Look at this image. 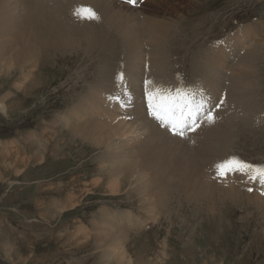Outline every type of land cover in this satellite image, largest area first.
<instances>
[{
	"label": "rangeland",
	"instance_id": "rangeland-1",
	"mask_svg": "<svg viewBox=\"0 0 264 264\" xmlns=\"http://www.w3.org/2000/svg\"><path fill=\"white\" fill-rule=\"evenodd\" d=\"M33 1L35 0H20L18 12L29 10ZM80 1L82 0H78V2ZM86 1L84 0L86 6L88 2V7L91 5L97 16L102 21L108 22L107 27L111 28L109 23L112 21L111 16L113 15L116 22L124 21L135 28L138 34L137 42L140 48L141 45H143V49L145 48L144 50L140 49V51L143 50V54H147V56L143 55L140 63L139 61L131 62L127 55L121 57L115 55L113 57L114 63L118 62L121 66L116 65V75L118 76V72L123 73V80L117 77L115 83L112 81L104 82L103 89H101L107 92L106 97L109 98L106 100L110 102L109 107L105 108H108V111L114 110L117 114L112 117V114L108 115L106 112L105 116L101 118L102 121L111 119L113 122L118 120L129 122L132 121L138 109L141 113L140 117L149 118V120L146 119L149 125L159 128L160 131L163 129L159 133L160 138L168 139V141L171 138L178 139L184 144L186 143L188 148L187 142L193 143L197 137V140L201 139L200 130L204 127L207 119L201 116L203 124L201 123L195 132L185 130L184 136L174 135L169 128L162 126L147 112L148 102L146 103L144 79L147 78L146 81L153 80L152 85H148V90H151L152 86L158 87L160 84V87L173 90L177 87L190 89L196 93L197 100L201 98L207 100L204 107L214 114L223 105L221 99L233 89L232 80H230L233 73L231 71L240 72L241 69L237 67L239 65L237 63L243 62L244 58L247 60L246 54L243 53L248 54L254 48H258V59L256 58L255 65H259H256L257 67L253 65L257 71L255 75L250 76L251 79L253 78L252 80L250 77H246L245 89L248 87L252 90V86H258L259 94L262 93L260 105L264 109V0H138L135 6L129 4L127 0ZM102 1L107 4V9L105 5H101ZM61 2L65 3L66 1ZM50 12L53 14V9H50ZM39 18L41 20L40 16ZM71 19L73 22H83V26L84 21H90L95 27H98L96 23L98 19L88 20L77 17ZM155 20L160 21V23L163 22L164 27L161 28L166 29H164L165 32L167 31L165 35L163 31V35L157 31V36L152 30L147 32V26H150L149 23ZM81 22H79V26ZM166 26H169L168 29ZM188 31L190 34H196L190 35ZM159 35H161L160 38ZM180 36H183L182 39ZM78 37L80 36L78 35ZM147 39L148 41H146ZM160 39L163 40L161 43H164L166 50L158 46V44L161 45L158 43ZM175 42L176 45L171 46ZM145 43L149 45L148 49ZM154 43L155 45L158 44L155 46ZM154 46L159 47L157 52ZM176 49L178 52L175 51ZM148 51L152 53V56ZM164 53L167 54V58ZM197 53L200 57L197 56ZM241 54L244 56L241 57ZM75 55L77 56L78 53L57 56L58 59H52V62L46 58L42 59L39 67L32 70L33 75L35 72L41 74L38 84L26 91L14 86L20 84L22 79L19 78L20 70L16 66L12 65L7 70L3 69L0 72V99L4 98L3 101L6 103L16 102L14 109L7 114L0 112V147L4 145V148L26 145L25 156L28 158L26 162H16L14 157L9 156L8 158L12 161L6 159L5 161L9 163L7 164L0 151V264H101L100 251L93 249V240L94 238H104L103 242H106L112 237L118 238L117 241L120 242L125 241L123 250L129 252L130 264H264V187L261 188L258 182L249 181L245 175L239 172L230 173V176H222L224 180L222 177H217V173L214 174L215 169L212 171L213 174L210 172L216 181L213 182L215 184L214 192L216 194L221 192L215 198L213 197L214 199L210 201V204L204 200L201 202L197 200L195 203L191 197L193 195L192 189L189 190V188L185 189L184 187L178 191H169L165 205L159 206V209L153 208L151 204L147 203L150 199L148 196L146 197V199L149 198L146 200L147 202L145 201L146 204L141 205L142 196L132 194L130 189L127 190L130 192V196L126 194V189L119 192L120 194L109 195L110 191L107 190L106 185H108L110 178L104 172L106 166L108 167L109 160L106 158L110 152L106 153L107 149L103 145L95 146L92 142L69 136L67 129L58 123L59 117L69 110L73 103L78 100L80 94L85 93L78 89V85H83V82H77L80 68H73L76 66L74 63ZM148 55L154 60H148L150 59ZM103 56V54L97 55L93 63L97 64L99 58ZM124 58L128 62L124 63ZM196 58L197 60H195ZM193 59L194 61H192ZM165 60L166 64L160 65ZM176 60H178L177 63H175ZM202 60L205 62L203 63ZM81 61H84L85 64L88 63L85 55L82 56ZM123 63H127L126 66ZM194 63L196 66L190 67ZM170 64L173 67H171L172 65L168 66ZM199 64L204 65L202 67ZM143 66L148 68L145 69ZM247 66L248 64L245 63L243 67ZM117 67L121 68L123 72ZM155 67L158 68V71H155L161 73L159 77V73L153 75L156 73L153 72ZM168 67L174 72L169 73ZM31 68L27 67L25 71ZM193 68L194 71H192ZM224 72L227 74L229 72V77ZM161 79L165 80L162 82ZM26 83L27 81L24 85ZM106 86L109 89H106ZM104 87L106 88L104 89ZM243 101L248 104L246 105L247 109L252 111L249 99L247 97L246 99L242 98L239 102L242 104ZM75 106L70 111V115L75 116L79 111L81 113L84 111V107ZM263 113L261 114L263 120L261 123H257V131H251L252 135H240L233 140L234 143L231 141L230 150L227 151L230 156L239 157L250 164L264 165ZM98 116L99 114L93 115L94 120L95 117L99 118ZM150 118L155 122L152 123ZM29 132H35V136L39 138L47 137V150L41 161L31 157L32 150L27 146L29 140L26 143L21 139V137H27L26 134ZM190 133H192V137ZM244 143L246 144L244 145ZM192 145L188 150L194 153ZM227 156L226 158L230 157ZM138 161L141 163V159ZM217 179L223 181L221 186H219ZM225 180L227 184H225ZM232 180L233 183L230 185ZM173 181L175 186L178 185L176 183L178 179L174 178ZM255 183L259 185L257 186ZM204 186L205 188H203ZM203 187L200 188L202 190L208 188L206 185ZM208 189L210 190V186ZM72 196L76 198L79 204L62 212L61 216H52L51 212L54 205L64 202L67 204ZM236 196L239 198H234ZM157 197H159V193L154 198ZM189 197H191L190 202L188 201ZM211 202L215 203L212 204ZM126 210L133 212L141 220L145 219L144 222L138 223V220H134L133 225L127 224L125 226L122 224L114 230L112 229L113 225L109 227L112 220L108 215L110 213L118 215L115 213ZM149 210L151 211L149 212ZM103 215L106 216H104L105 221H102ZM81 227L85 228V231H81ZM110 228L109 233L107 231ZM109 243L112 242L109 241ZM5 244L9 247L13 246L16 252L22 254L24 261H16L17 258L13 257L15 253L11 256L7 255L3 250L4 247L6 248ZM113 258L107 260L108 262L111 261L109 264H115Z\"/></svg>",
	"mask_w": 264,
	"mask_h": 264
},
{
	"label": "bare ground",
	"instance_id": "bare-ground-1",
	"mask_svg": "<svg viewBox=\"0 0 264 264\" xmlns=\"http://www.w3.org/2000/svg\"><path fill=\"white\" fill-rule=\"evenodd\" d=\"M61 1H66V2L62 3ZM90 1H92V0H90ZM19 4H20V0H0V72L3 69L7 70L12 65L16 66L20 70L19 78L21 77L22 79L20 80V84L14 85V86L17 89L26 91L30 88L35 87L38 84V80H39L41 74H36V72H35V75H33L32 70L35 68L37 69L39 67V63L42 59L46 58L49 61L51 60V62H52V59L54 60L55 58H57V56L61 57V56L67 55L69 53L70 54H74L75 52L78 53L77 56L75 55L76 59H75L74 63L76 64V66H74L73 68L74 69H76L77 67L80 68L79 75L77 76V80H78L77 82L82 81L83 85H78V89L81 92L84 91L85 93L80 94L78 100L73 103V105L69 108V110L65 114L63 113L64 115L59 117L60 121H58V123L62 125L61 127L67 129L69 136L79 137L81 140H85V141H89V142L94 143L95 146L96 145L97 146L103 145L107 149L106 153L110 152L106 158L109 160L108 167L106 166V171L104 172L105 175L110 178L108 185H106L108 188L107 190L110 191L109 195L118 194L123 189H126V194H129L131 192L132 194L138 195L139 197L142 196V202H141L142 204L141 205H144L145 201L149 199V198L146 199L147 196L150 197L149 202H147V201L146 202L148 204H151V206L153 208L157 209L159 206L163 207L165 205V201L167 199L166 197L169 194V191L170 192H171V190H177L178 191V190H181L182 187H184L185 189L186 188H189V190H190V188L192 189L193 195L191 197H192V201H195V203L197 202V200H199L200 202L204 200L206 203L210 204V201H212L215 198V196L217 194H219V192H220L219 191L217 194L214 192L215 191L214 190L215 184L213 182H216V181L213 178L214 176L213 175L211 176L210 172H212L213 169H215V171H214L215 173L212 172V174L213 173L216 174L217 171H216L215 165L218 162H221L224 159H226L227 155L230 156L229 155L230 153L228 154L227 151L229 152V150H230L231 141L237 139L240 135H242V136L243 135H252L251 131H254V130L257 131L258 130L257 123L258 122L261 123V121L263 120V117H262L263 115H261V114L263 113L264 109L260 105V95L262 93L259 94L258 88H257L258 86L257 87L252 86V90L248 89V87L245 89V84H247L246 83V77H250L252 74L255 75L256 71H257V69L255 70L253 68V65H255V63H256L255 60L258 56V48H254L253 51L250 50V52L248 54L243 53L244 55L246 54V57L248 59L246 60V58H244L243 62L237 63V64H239L237 67L239 69H241L240 72L237 71L238 72L237 73V72H235V70L231 71L233 73L231 74L232 79H230V80H232L231 84H232L233 89H231L230 92H228L227 95L224 96L223 99H221L222 104H223L222 107L213 114L215 117V121L213 123H209L205 119L206 120L205 125H204V127L201 126L202 130H200V134H201L200 138L201 139L197 140L198 139V137H197V139H195L196 141L193 139V141H195V142L192 141L193 143L187 142L185 140L188 143L189 147L193 144L192 145V149L194 148L193 149L194 153H193V152H190L188 150L189 147L188 148L186 147V145H185L186 143L184 144L183 142H181L178 139H174V138L172 139L171 138L168 141V139L165 140L163 138H160L159 133L163 129L160 131L159 128H156L153 125L152 126L149 125L148 121H147V120H149V118H146V117L144 118V116L140 117L141 113L138 111V109L136 110V113L134 114V118L132 119V121H129V122H124L122 120H118L116 122H113V120H111V119H109V120L106 119L105 121H102L103 119L101 120L102 116H105L106 112H108V115L112 114V117H113V115L117 114V113H115L114 110L108 111V108H105V107H109L108 104H110V102L108 100H106L109 98V97H106V95H108L107 92L102 91L104 82L112 81L113 83H115L117 80V77H118L116 75V72H117L116 71V65L118 64V62H116V64H115L113 57L115 55H119V57L127 55L128 57H130L129 60L131 62L139 61V63H140V60L142 59V57L144 55L143 50L145 48L143 49V45H141V48H140L139 43L137 42L138 34H137L135 28H133L130 24H128L124 21L116 22L113 15L111 16L112 21H110V23H109L111 25V28L107 27L108 26L107 21L106 22L102 21L100 18L98 19V21L96 20L98 27H95L90 21H87V22L84 21V26H83V22L79 21V22H81L80 23L81 25L79 26V22L78 23L73 22V20L71 18L77 17L76 15H74V11L79 6L85 4L84 0H82L80 2H78V0H35V1L31 2L32 6H30L29 10L21 12V9H20L21 13L18 12V7H20ZM101 5H105L106 9H107V4L104 1L101 2ZM85 6H86V4H85ZM88 6L89 5L87 2V7ZM21 7H22V5H21ZM90 7H91V5H90ZM50 9H53V14H51ZM34 16H35V18H34ZM39 16L41 17V20H40ZM36 18H37V20H36ZM137 20H140V19H137ZM191 21H193V20H191ZM189 22H190V20H189ZM96 23H95V25H96ZM169 23L171 24V22H169ZM199 23H201V22H199ZM139 25H140V23H139ZM149 25L150 26H147L148 27L147 32H149V31L151 32V30H152L155 32V36H157L156 35L157 31H159V33H161V35H163V34L165 35V33H167V31L165 32V30H166L165 28H164L165 30L163 28H161V27H164L163 22L160 23V21L155 20V21L150 22ZM166 27L168 29L169 26H166ZM170 28H171V26H170ZM173 29L175 30L174 27H173ZM162 31L164 32L163 34H162ZM73 32H75V33H73ZM188 32L190 34V31H188ZM76 33L80 37H78V35ZM145 33H146V31H145ZM146 34L148 35V33H146ZM146 34H144V35L146 36ZM181 34H183V33H181ZM191 34H196V33H191ZM161 35H159V38ZM182 37H181V39H182ZM164 38H166V37H164ZM171 38H172V36H171ZM149 40H150V37H149ZM155 40H157V38H155ZM146 41H148V39ZM162 41L163 40L160 39V42H158V43H161ZM170 41H172V40H170ZM175 41H176V39H175ZM152 42H154V41H152ZM177 42H178V40H177ZM149 43H150V41H149ZM155 43H156V41H155ZM155 43H154V45H155ZM141 44H142V42H141ZM169 44H170V42H169ZM172 45H176V42H175V44H171V46ZM148 46L149 45H147V49H148ZM158 46L160 48L163 47L166 50V48H165L166 46L164 47V43H161V45L158 44ZM144 47H146V46H144ZM159 47H157V48L155 47L156 52L159 50ZM140 49H143V50L140 51ZM149 49H150V47H149ZM171 49H172V47H171ZM199 49L201 50L200 47H199ZM175 51H177V49ZM170 52H171V50H170ZM170 52L168 51V53H170ZM82 53H83V55H85V57L88 60V63H86V64L84 61H81L83 55H80V54H82ZM198 53H197V56H198ZM99 54H101V55L103 54L104 56L102 58H99V61L97 64H94L93 61L95 60V57ZM151 54L152 53H150V55ZM157 54L159 55V53H157ZM202 54L203 53H201V55ZM243 54H241V57L244 56ZM145 55L147 56V54H145ZM150 55H148V56H150ZM166 55L167 54H165V57H166ZM175 55H173V56H175ZM151 56H150V59H148V60H154V58H152ZM175 57L174 58L172 57V58L175 59ZM198 57H200V56H198ZM195 60H197V58ZM116 61H117V59H116ZM126 61H127V59L123 60L124 63ZM167 61H169V60H167ZM177 61L178 60H176L175 63H177ZM192 61H194V59ZM82 62H84L83 65H82ZM160 62H162V61H160ZM204 62H205V60L203 61V63ZM196 63H197V61H196ZM196 63H194L190 67H192V66L195 67ZM245 63L248 64V66L244 68L243 66L245 65ZM126 64H124V66H126ZM164 64H166V60L164 63H162V64L160 63V65H164ZM171 65L172 64H170L168 66H171ZM199 65H201V64H199ZM203 65L204 64H202L201 66L203 67ZM241 65H242V67H241ZM256 65H259V64H256ZM147 66H143V67H145V69H146ZM221 66H222V63H221ZM228 66H230V65H228ZM27 67H32V68L28 71H25V69ZM160 67H163V66H160ZM166 67H163V68H166ZM171 67H173V65ZM117 68H119V67H117ZM158 68L153 69L154 70L153 72H156L155 70L158 71ZM176 68H177V66H176ZM212 68H213V66H212ZM119 69H120V71L122 70L121 68H119ZM124 69H126V68H124ZM150 69H152V68H150ZM170 69L171 68L168 69L169 73L172 71ZM138 70H139V67H138ZM176 70H178V69H176ZM195 70L198 71L197 69H195ZM141 71H143V70H141ZM192 71H194V68ZM94 72H95V75L93 76ZM122 72H123V70H122ZM172 72H174V71H172ZM201 72H203V70ZM120 73L121 72H118V74H120ZM158 73L156 72L153 75L154 76H155V74L158 75ZM147 74H148V72H147ZM160 74L161 73H159L158 77L160 76ZM165 74H167V73H165ZM225 74L229 77V75H228L229 72H228V74L227 73H225ZM143 75H145V74H143ZM196 75H197V73H196ZM164 76H166V75H164ZM193 76H195V75H193ZM251 77H250V79H251ZM146 79H144V81H146ZM150 79H151V77H150ZM198 79H201V78H198ZM155 80H156V78H155ZM164 80H162V82ZM26 81H27L26 84H28L27 86H26V84L24 85V83ZM152 81L153 80H151V82ZM166 81H168V80H166ZM220 81H222V80L220 79ZM249 82H250V80H249ZM18 83H19V81H18ZM165 83H167V82H165ZM15 84H17V83H15ZM171 84H172V82H171ZM160 85H158V87H160ZM74 86H76V85H74ZM106 87H104V89L105 88L109 89L108 86H106ZM168 87H169V85H168ZM152 88H153V86H152ZM218 89H219V87H218ZM109 94H112V93H109ZM246 97H247V99H249V101L251 103L252 111H249V109H247L246 105H248V104L245 103L247 100L246 101L244 100L245 102L243 101L244 103L242 102V104L239 102L242 98L246 99ZM3 99L4 98H2V100L0 99L1 100L0 101V112L7 114L9 111L14 109L16 102L6 103L5 101H3ZM116 103L119 104L118 102H116ZM146 103H147V100H146ZM75 105H77V107H82V108L84 107V111L82 113H81V111H79L78 113H76L75 116H73V115H70L71 114L70 111L74 107H76ZM143 106H142V108H143ZM82 108H80V109H82ZM132 109H134V108H132ZM139 110H141V109L139 108ZM95 113L97 115L99 114V116H98L99 118L95 117L97 119V121H95L96 119L94 120V118H93V115L96 116ZM129 113H130V111H129ZM133 113H131V114L133 115ZM139 113H140V115H139ZM142 113H144V112H142ZM108 115H107V118H108ZM56 117H58V116H56ZM74 117H75V119H73ZM147 117H148V114H147ZM90 118H91V120H88ZM131 118H132V116H131ZM202 119H203V117H202ZM150 120H151V118H150ZM78 121H80V122H78ZM153 122H155V121H152V123ZM202 124H203V120H202ZM159 125H160V123H159ZM155 128L158 130H156ZM197 130H198V128H197ZM194 132H195V130H194ZM190 134L192 137V133H190ZM26 135H27V137L24 136V138L21 137V139H23V141L26 143L29 140L27 146L30 150H32L31 157H33L35 160L41 161L43 158V155L45 154V152L47 150V140H46L47 137L39 138V137L35 136L36 135L35 132H29ZM194 135H196V134H194ZM196 136H198V135H196ZM191 140H192V138H191ZM189 141H190V139H189ZM190 143H191V145H190ZM232 143H234V141ZM1 144H3V143H1ZM245 144L246 143H244V145ZM4 146L0 147V151L2 153V158L4 159V161L6 159L11 160L10 158H8L9 156H11L12 158L14 157V160L16 162L17 161H21V162L28 161L27 156H25V146L26 145L25 146L24 145H22V146L18 145V146H12V147L7 146L6 148H4ZM101 151H102V149H101ZM139 159H141V161H140L141 163H138ZM14 160H13V162H15ZM5 162H7V161H5ZM7 164H9V163L7 162ZM228 175H226V176H228ZM218 176L219 175H217V177ZM219 177H222V176H219ZM174 178L178 179V182L176 181V183H178V185L176 184V186H175V183L173 181ZM222 179H223V177H222ZM217 182L219 183V186H221V182H223V181H220V179L219 180L217 179ZM224 182H225V184H227L226 180ZM231 183H233V180H232V182L230 181V185H231ZM235 184H237L236 181H235ZM203 185L208 186V188L210 186V190L208 188L202 190L200 187H203ZM242 185H244V184H242ZM256 185H255V187H256ZM237 186H238V184H237ZM212 187H214V188H212ZM228 187H229V185H228ZM203 188H205V186ZM261 188H263V187H261ZM128 189H130L129 190L130 192L127 191ZM239 190H240V188H239ZM231 192H232V190H231ZM158 193H159V197H157L155 199L154 197L156 195L158 196ZM236 193H237V191H236ZM126 194H125V196H126ZM69 196H71V195H69ZM128 196H130V194ZM244 196H245V194H244ZM191 197L188 198V201L190 200ZM237 197L238 196H236L234 198H237ZM181 199H182V197H181ZM262 199H263V197H262ZM54 201L56 202L55 198H54ZM67 201H68V197H67ZM138 201H140V200H138ZM263 202H264V200H263ZM64 203H62V204L61 203H56V204L54 203L55 205H54L52 212H51V214H53L52 216L55 215V217H57L62 212L66 211V210H70L79 204L78 201L76 200V198H74L73 196L70 197L67 204H64ZM214 203L215 202H213L212 204H214ZM138 204H139V202H138ZM156 209H155V211H156ZM142 210H143V208H142ZM144 211H147V210H144ZM150 211L151 210H149V212ZM101 212H103V210H101ZM115 214H118V215H114V214L112 215L111 213L108 215L112 220V224L111 225L109 224V227L110 226L112 227V225H113V227H112L113 230L117 226H122V224L125 226H127V224H132L134 220H138V223L139 222L142 223V222H144L143 220H145V219L141 220L133 212H129V210L122 211L121 213L116 212ZM104 216L105 215H103V217H102V219H103L102 221H105ZM154 218H155V216H154ZM107 223H108V220H107ZM96 228H98V227H96ZM103 228H105V227H103ZM84 229L85 228L81 227L80 230L85 231ZM101 229H102V227H101ZM94 230H96V229H94ZM110 230H111V228L108 229L107 232H109ZM107 232H106V234H107ZM116 235H118V234H116ZM126 235H127V233H126ZM126 235H125V237H126ZM85 238H86V236H85ZM109 238H107V239H109ZM112 238L109 239V241L112 243H109V241L103 242L104 238H102V239L94 238V240H93V247L94 248L93 247L92 248L95 250L98 249L100 251L99 253H100V257H101L100 258L101 264H109L111 261L109 260L110 262H108L107 260L109 258H113V256H114V258L112 260H114L115 264H130L131 260H130L129 252L123 250V243L125 241L120 242V241H117L118 238H116V237L115 238L112 237ZM113 242H114V244H113ZM5 246H6V248L4 247L3 250H4V252H6L7 255L11 256L12 254L15 253L13 255V257L15 256L17 258L16 261H19V260L24 261L23 255L19 254V252H16L12 245H11L12 247H9L7 244H5ZM9 252H11V253H9Z\"/></svg>",
	"mask_w": 264,
	"mask_h": 264
},
{
	"label": "snow or ice",
	"instance_id": "snow-or-ice-1",
	"mask_svg": "<svg viewBox=\"0 0 264 264\" xmlns=\"http://www.w3.org/2000/svg\"><path fill=\"white\" fill-rule=\"evenodd\" d=\"M127 2L135 6L138 0H127ZM74 15L88 20L99 18L94 9L83 5L74 11ZM118 79L123 80V73L118 74ZM150 84H152L151 81H145L148 112L162 126L169 128L174 135L184 136L185 130L194 131L202 123L201 116L209 123L215 121L212 112L204 107L207 100L203 98L197 100L196 93L192 90L184 87H177L174 90L153 87L149 91L148 85ZM215 167L219 176L239 172L249 181L258 182L261 187H264V165L250 164L239 157L231 156L218 162Z\"/></svg>",
	"mask_w": 264,
	"mask_h": 264
}]
</instances>
